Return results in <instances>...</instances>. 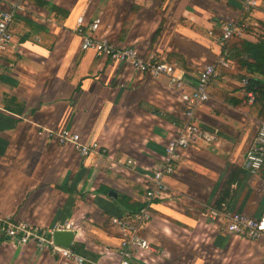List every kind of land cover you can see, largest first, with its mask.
<instances>
[{"label":"crops","instance_id":"1","mask_svg":"<svg viewBox=\"0 0 264 264\" xmlns=\"http://www.w3.org/2000/svg\"><path fill=\"white\" fill-rule=\"evenodd\" d=\"M255 1L246 10L239 0H0V11L17 9L12 41L0 54V217L68 225L60 230L68 248L93 263L115 264L120 242L110 219L141 204L145 175L160 166L185 124L181 93L213 65L218 77L195 122L216 141H196L181 152L165 178V196L140 229L151 251L131 264H264V236L237 237L223 215L207 214L264 212V165L251 173L244 159L264 119V100L246 105L241 83L261 76L239 70L223 48L264 41V0ZM81 15L85 24L100 18L97 36L116 47L172 64L184 88L83 51L75 29ZM228 23L237 30L224 43L221 27ZM221 57L229 68L218 64ZM65 128L99 151L81 157L49 137ZM0 264L72 263L0 233Z\"/></svg>","mask_w":264,"mask_h":264},{"label":"built area","instance_id":"2","mask_svg":"<svg viewBox=\"0 0 264 264\" xmlns=\"http://www.w3.org/2000/svg\"><path fill=\"white\" fill-rule=\"evenodd\" d=\"M246 10L255 8V0H239ZM16 7L11 6L0 11V54L12 41L9 24L15 16ZM100 18H95L91 23L85 24L83 15L76 20V31L82 37L81 49L92 51L97 58L108 59L114 63L126 64L136 73L146 74L152 77L166 76L169 83L176 89H183L182 79L176 74L175 67L157 57L151 55L143 60L135 47H116L107 39L97 36ZM234 24H226L221 27L220 40L227 43L236 32ZM222 67L229 68L230 64L223 57L218 61ZM218 77L213 65H205L198 73L196 85L190 92L181 93L182 102L185 105V124L178 129L165 147L161 164L149 174L145 175V191L140 207L122 217H113L110 224L119 234L118 261L115 264H131L137 255L151 251L150 243L141 236V226L151 218L150 208L152 204L161 200L167 191L165 178L172 175L176 164L179 162L181 152L187 149L191 143L203 141L213 144L216 141L215 133L207 131L195 122L198 109L208 101V88L212 81ZM244 89V103L252 106L255 103L257 92L248 89V80H241ZM49 137L59 145L72 146L81 157H87L91 153H97L99 147L96 143L86 145L82 143L79 134L70 129L49 131ZM245 165L251 173H257L264 165V119L258 123L256 135L252 144L245 152ZM208 216L211 219L223 215L226 222V230L237 237L248 240H257L264 236V212L258 218H250L241 213H225L209 209ZM68 225H58L51 228L38 227L28 222H14L8 218L0 217V233L10 241L17 244H34L39 250H46L72 264H99L79 255L70 248L62 247L53 240L55 231L68 229Z\"/></svg>","mask_w":264,"mask_h":264},{"label":"trees","instance_id":"3","mask_svg":"<svg viewBox=\"0 0 264 264\" xmlns=\"http://www.w3.org/2000/svg\"><path fill=\"white\" fill-rule=\"evenodd\" d=\"M228 42L224 45V52L226 53L225 59L232 62L235 60L239 70H245L250 75H259L260 78L244 76L248 80V89H255L257 92V97L255 103L256 105L264 100V41H259V43L251 44L247 41L237 40L231 45ZM122 201L125 200L124 197H120ZM140 205L132 206V211H136Z\"/></svg>","mask_w":264,"mask_h":264},{"label":"water","instance_id":"4","mask_svg":"<svg viewBox=\"0 0 264 264\" xmlns=\"http://www.w3.org/2000/svg\"><path fill=\"white\" fill-rule=\"evenodd\" d=\"M67 238H68L67 235L64 234L61 231H55L54 234H53V240H54V242L56 244L62 246V247H65V248H68L69 247V242H68V239Z\"/></svg>","mask_w":264,"mask_h":264},{"label":"rangeland","instance_id":"5","mask_svg":"<svg viewBox=\"0 0 264 264\" xmlns=\"http://www.w3.org/2000/svg\"><path fill=\"white\" fill-rule=\"evenodd\" d=\"M235 42V41H234Z\"/></svg>","mask_w":264,"mask_h":264}]
</instances>
